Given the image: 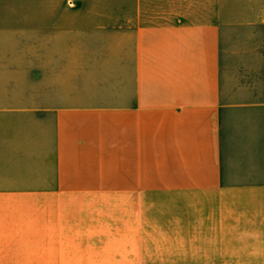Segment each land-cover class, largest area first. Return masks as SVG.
<instances>
[{"label":"crops","instance_id":"obj_1","mask_svg":"<svg viewBox=\"0 0 264 264\" xmlns=\"http://www.w3.org/2000/svg\"><path fill=\"white\" fill-rule=\"evenodd\" d=\"M38 11L29 54L0 7V264H264V0Z\"/></svg>","mask_w":264,"mask_h":264},{"label":"rangeland","instance_id":"obj_2","mask_svg":"<svg viewBox=\"0 0 264 264\" xmlns=\"http://www.w3.org/2000/svg\"><path fill=\"white\" fill-rule=\"evenodd\" d=\"M79 7L84 9L116 6V0H0V7H9V12L23 13V15H12L14 24L9 26L13 29L9 38L29 41V54H36L38 39V10L43 7ZM16 18L18 20H16ZM26 32V33H24Z\"/></svg>","mask_w":264,"mask_h":264}]
</instances>
